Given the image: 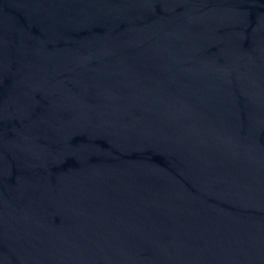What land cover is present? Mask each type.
Segmentation results:
<instances>
[{
	"label": "water",
	"instance_id": "1",
	"mask_svg": "<svg viewBox=\"0 0 264 264\" xmlns=\"http://www.w3.org/2000/svg\"><path fill=\"white\" fill-rule=\"evenodd\" d=\"M0 264H264V0H0Z\"/></svg>",
	"mask_w": 264,
	"mask_h": 264
}]
</instances>
